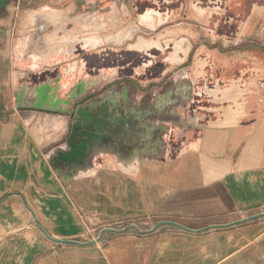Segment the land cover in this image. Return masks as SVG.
<instances>
[{
	"label": "crops",
	"instance_id": "0c3cea01",
	"mask_svg": "<svg viewBox=\"0 0 264 264\" xmlns=\"http://www.w3.org/2000/svg\"><path fill=\"white\" fill-rule=\"evenodd\" d=\"M109 1L115 5L105 7ZM121 2L0 3V264H264V217L197 233L176 227L142 237L124 232L119 239L128 243L110 251L101 247L91 250L90 245L66 247L69 244L51 240L42 229L50 236L88 241L90 221L122 220L143 211L180 218L193 229L264 212V78H252L255 72L251 73V65H244L249 60L243 58L246 84L237 83L239 76L224 85L227 88L218 95L230 87L233 99L213 102L208 107L209 119L202 124L192 122L194 132L203 125L202 134L185 142L170 167L149 169L164 187V198L167 189L174 188L177 203L74 208L62 193L65 185L20 115L17 89L49 80L66 86L60 72L66 63L70 70L90 62L105 64L107 48L119 50L125 41L115 40L125 30L120 27L125 23L122 14L118 15ZM43 23H48L47 32H39ZM91 36L97 37L96 44L86 43L85 37ZM80 50L84 53H76ZM248 58L260 61L258 57ZM199 61L202 70L207 61ZM224 66L223 70L227 69ZM227 70L228 74L232 69ZM246 92L249 96L242 100ZM125 163L128 171L136 166L133 160ZM90 170H94L92 164L75 177ZM109 177L115 178L105 172L95 184L101 187ZM127 194L134 198L133 186L128 187ZM59 244L65 246L60 251Z\"/></svg>",
	"mask_w": 264,
	"mask_h": 264
},
{
	"label": "rangeland",
	"instance_id": "374dc122",
	"mask_svg": "<svg viewBox=\"0 0 264 264\" xmlns=\"http://www.w3.org/2000/svg\"><path fill=\"white\" fill-rule=\"evenodd\" d=\"M132 1L122 0L118 15L122 14L120 18L125 21L120 26L122 30L131 25L137 27L135 36L123 41L119 50L114 47L107 48L109 59L105 64L104 61L100 62L102 64L90 62V64L86 63L84 66L80 64L79 68L70 70L66 63L60 72L63 74L62 84L67 85L60 88V97L66 98L69 89L85 78L93 84L94 78L99 76L100 82L94 85L98 88L92 90L103 92L105 89L103 85L108 81H119L123 77L128 79L126 85L131 96L148 105L153 102L159 92H164L178 80L186 79L193 82L194 103L192 107H189L187 102H183L179 113L181 114L180 119L188 116L192 125L194 118L197 120L198 117L199 124H202L203 120L209 119L207 109L209 106L211 107L213 102L221 103L225 100L223 99L224 93L221 96L218 95L219 92H223L224 88H227L224 85L232 83L239 76L240 80L237 83L246 84V81L243 80V70L246 68L243 67L244 65H251L253 68L250 70L251 73L255 72L252 78H264V0ZM109 5L114 6L115 4L109 1L105 7ZM144 14H150L148 20L153 27L141 23V15ZM141 35L148 39L157 38L159 44L149 53L137 51L133 45L136 44ZM179 42L183 44L182 50L179 51L181 57L178 56L173 59L175 45ZM76 53L83 54L84 52L80 50ZM104 55L106 54L101 57ZM237 56L239 57L238 60L236 59ZM249 56L258 57L260 61L250 59ZM222 58H227L229 61L221 63L215 61ZM242 58L249 60L247 61L248 64L243 65ZM199 60L207 61L201 75L196 74V62ZM223 63L228 64V67H225ZM235 63L238 65L235 66ZM223 66L232 69L230 73L227 74L228 70H223ZM212 88L214 90H211ZM248 96L249 92H246V95L241 99L248 98ZM18 110L31 134L35 135L37 143L39 145L43 143L47 147L46 155L48 158L55 151L56 145L67 147L64 140L62 142L60 139L69 126L70 118L67 121V118L64 119V117L57 115L53 116V122L43 123L44 117L40 116V112L31 110L32 112L26 116V113L22 112L21 109L18 108ZM217 113L219 115V110ZM169 122L167 123L169 131L164 134L166 152L170 154L168 157L160 154L157 159H143L141 161L136 159L134 160L136 164L134 171H128L125 161H119L113 152L104 150L91 160L94 170L88 171L87 174L80 173L70 184L63 183L62 174L60 176L57 174L61 183L65 185L62 193L74 208L177 203L174 188L167 189V197L164 198V187L158 185L157 174H152L149 169L158 170L160 165H167L172 159L177 158L185 142L193 141L195 137L202 134L203 125L194 132V129H190L182 123L184 121L179 122L180 124L175 123V121ZM40 139L42 140L40 141ZM52 157L54 156L52 155ZM129 167L131 168V166ZM55 168L54 170L57 172ZM105 172L115 176V178H107V182L99 187L95 184L96 180ZM172 173L170 172L171 176ZM167 178L172 179V177ZM132 181H134V185L131 184ZM114 183L115 185H113ZM132 186L135 191L134 198L128 197L127 194L128 187L132 188ZM154 196H159L160 199L157 198V200L153 198ZM143 212L145 213L124 217L122 220L106 219V221L98 224L90 221L89 237L91 239L99 237V234L106 227H114L119 230L127 228L125 232H133L142 237L143 234H151L147 231L154 229L161 220H175L181 223L184 221L180 218L171 219L169 215L152 214L150 211ZM132 224L137 225L138 228H133ZM166 229L176 228L173 225L165 224L158 226L155 231ZM118 235L120 233L107 231L103 242L88 247L91 250L101 247V249L110 251L116 249L118 245L124 246L128 243L126 242L127 239L120 240L121 237ZM84 241L87 240L84 238ZM70 246L79 249L88 248L76 244H70L66 247ZM64 247L59 244L58 250L60 251Z\"/></svg>",
	"mask_w": 264,
	"mask_h": 264
},
{
	"label": "flooded vegetation",
	"instance_id": "af4514ba",
	"mask_svg": "<svg viewBox=\"0 0 264 264\" xmlns=\"http://www.w3.org/2000/svg\"><path fill=\"white\" fill-rule=\"evenodd\" d=\"M118 36L120 41L126 37L124 33ZM196 66L197 74H203L200 61ZM127 80L122 77L119 81H108L103 85V92H95L92 89L98 88L94 85L100 82V77L96 76L93 84L85 78L69 89L70 93L63 98L71 105L67 112L70 118L68 132L64 138L67 149L64 156L52 157L62 176L68 177L74 169H86L93 157L104 150L113 152L122 162L157 159L160 154L168 157L170 154L166 152L164 141V134L169 131L167 123L184 121V125L193 129L189 117L180 119L179 113L183 102H187L189 107L194 103L191 81L178 80L145 105L131 96ZM195 120L193 123L198 117Z\"/></svg>",
	"mask_w": 264,
	"mask_h": 264
},
{
	"label": "water",
	"instance_id": "95a60500",
	"mask_svg": "<svg viewBox=\"0 0 264 264\" xmlns=\"http://www.w3.org/2000/svg\"><path fill=\"white\" fill-rule=\"evenodd\" d=\"M0 3L3 6H6L8 4V0H0ZM48 23H46V24L43 23L42 25H40L39 26V32H45V31L47 32ZM73 25L75 27H77V22H73ZM54 26L57 27L56 24H54ZM63 28H65V25ZM77 29L80 30V28H78V27H77ZM62 30H64V29H62ZM39 37L41 40H44L41 36H39ZM30 84H32V83L30 82ZM30 84L25 85V87L19 86L17 89V107L19 109H21L22 112L26 113V116H28L29 113H31L33 111V112H40V116L44 117L43 123H47L49 121L53 122V120H54L53 116H57V115L64 117V119L67 118L66 120L68 121L69 116H68L67 112L70 111L71 105L69 104V102H70L69 100L66 101L62 97H60L59 90H60V88H62V85H60L58 80L55 81L54 83L51 80H49L48 82H43L40 84H32V86H29ZM34 110H38V111H34ZM42 111H44L46 113L44 114ZM41 113H43V114H41ZM46 119H48V121L45 122ZM67 132H68V128L66 131H64L63 136L60 139V140H62V142H63L65 136L67 135ZM42 139H40V141ZM40 145L42 147H44V150L47 152V147L45 146V144L40 143ZM65 149H67V147L56 145L55 151L52 153V155L57 156L58 154H62V156H64L63 154H65L64 153ZM52 155L49 157V162L55 168V165L53 164V161H52L53 160ZM62 159L64 160V157H62ZM130 161H132V160H130ZM87 168H89V166H87L86 169H81V170H87ZM55 169L57 171V174L60 176L61 175L60 171L57 168H55ZM79 171L80 170H78V169H74L72 172H70L68 174V177L63 176L62 177L63 183H65L66 185L70 184V182L74 180L75 175ZM261 217H264V212H260L257 214H251V216H248V217L242 218V219H238V220H234L233 222H230V223H223V224L215 223L214 225H209V226H206L203 228H197V229H193L191 227H188V226L184 225L183 223L177 222L175 220H166L165 219V220H161V222H159L158 225L154 229L148 230L147 232H154L158 226H161L163 224H170V225H173L174 227H176L178 229L188 231V232L197 233V232L204 231L207 229H214L215 230V228L231 227L233 225L243 224L245 222L251 221L253 219L261 218ZM131 226L135 229L138 228L137 225H135V224H132ZM42 229L44 230V232L46 233L48 238H50L51 240L53 239L56 242L69 244V245L70 244H76V245H80V246H88V245H94V244H98L100 242H103L104 238H105L104 235L107 231L124 233L127 228L119 230V229H116L114 227H106L99 234V237H97L95 239H88V241H81V240L72 239V238L63 239V238H59V237L50 236L48 234V232L43 227H42Z\"/></svg>",
	"mask_w": 264,
	"mask_h": 264
},
{
	"label": "bare ground",
	"instance_id": "6f19581e",
	"mask_svg": "<svg viewBox=\"0 0 264 264\" xmlns=\"http://www.w3.org/2000/svg\"><path fill=\"white\" fill-rule=\"evenodd\" d=\"M132 2H134V0ZM149 16H150V14L141 15L142 18L140 21L144 25H147L149 27H153L150 23V20H148L150 18ZM136 28L137 27H135V25H131L130 27L126 28L125 30L120 31V33H124L126 36L125 38L122 36L123 37L122 39L124 40L127 38L126 40H128V39L133 38L135 36L134 33L137 30ZM115 38H116L115 40H117V38H119V36L117 35ZM96 39H97L96 36H91V38L85 37L86 43L93 42V44H96V42H97ZM117 41L120 42V40H117ZM158 44H159L158 39H156V40L155 39H148L145 36L141 35L140 38L138 39V41L136 42V44L133 46L136 48L137 51L149 53L150 50L154 49V47H156ZM181 45H182L181 42H179L175 45V50L173 52L174 53L173 59L177 58L178 56L181 57V53H179ZM196 74H197V72H196ZM223 99H225V100L233 99V94H232L231 88L227 89L224 92ZM46 121H48V119H46L45 122ZM173 163H174L173 161L169 162L167 165L161 166L160 169L168 168L171 165H173Z\"/></svg>",
	"mask_w": 264,
	"mask_h": 264
}]
</instances>
